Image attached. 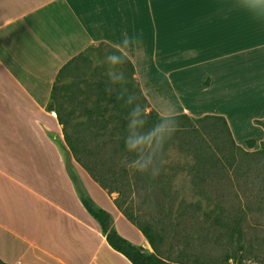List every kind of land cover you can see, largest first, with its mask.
Here are the masks:
<instances>
[{"label":"crops","instance_id":"crops-1","mask_svg":"<svg viewBox=\"0 0 264 264\" xmlns=\"http://www.w3.org/2000/svg\"><path fill=\"white\" fill-rule=\"evenodd\" d=\"M100 43L133 63L161 115H222L235 139L243 111L254 127L264 119V0H0L4 264H133L83 198L108 211L120 234L132 231V242L140 232L76 160L56 102L50 109L60 70ZM186 77L182 99L175 83Z\"/></svg>","mask_w":264,"mask_h":264},{"label":"trees","instance_id":"trees-1","mask_svg":"<svg viewBox=\"0 0 264 264\" xmlns=\"http://www.w3.org/2000/svg\"><path fill=\"white\" fill-rule=\"evenodd\" d=\"M109 54L119 55L123 63L111 66L106 59ZM83 62H94L93 68L101 71L100 77L91 79L97 94L92 95V98H95L94 104L86 107L85 115L97 118L98 127L90 125L89 129H98L104 136L99 140L97 148L113 146V152L116 155L114 163L121 172V181H118L120 186L115 182L109 184L105 179L108 174L97 175L96 166L106 167V164L91 162L89 159L91 151L85 145L86 141L74 134L78 125L74 126L68 120L73 118L75 110L70 108L65 115L58 110L60 120L64 124L66 142L76 160L95 181L109 191L121 193V186L133 184L138 189L144 190L150 198L161 201V205L173 218L182 215L197 217L215 226L227 228L231 238L239 240L243 235L242 218L236 216L226 220L223 206L218 201L214 202L212 193L208 194L207 189L199 183L203 179L202 166L208 163L217 164L220 159L217 151L221 153L226 142H229L232 147L246 151L244 147L237 145L226 118L216 114L200 117H191L185 113L164 116L155 109L147 112L151 105L135 79L133 63L120 50L106 43L91 46L64 65L54 86L50 109H54L55 91L59 84L67 82L70 78L68 74L77 70ZM110 68L116 76L123 72V80L112 81L118 84L117 88L111 87L110 83L104 81V77L109 78L107 72ZM120 85L123 86L120 87ZM65 92V89L62 90L63 95ZM129 96L134 97L131 103H128ZM137 106L139 111L134 113L133 109ZM256 122L264 126V121L256 120ZM106 132L109 133L106 134ZM205 133L214 137L206 140ZM256 144L254 139L246 143L249 149L254 148ZM172 149H176L178 156L184 155L185 168L189 167L187 172L182 174L166 172L168 166L165 164L170 158L169 151ZM208 149L213 151L210 153ZM259 152H264V141ZM174 161L177 165L181 164L178 160L174 159ZM177 176L183 181L181 185L174 183L166 189L160 185L162 183H159L165 180L175 181ZM82 201L87 210L100 222L109 244L123 253L133 264H186L162 256L159 247V240L162 241L161 236L153 232L150 227L142 225L125 208L123 210L121 202H116L117 207L133 224L138 226L154 252H149L141 244H136L120 234L112 226L113 220L108 211L96 207L87 198H83ZM0 264L4 263L0 261ZM238 264L243 262L240 261ZM257 264H264V262Z\"/></svg>","mask_w":264,"mask_h":264},{"label":"rangeland","instance_id":"rangeland-1","mask_svg":"<svg viewBox=\"0 0 264 264\" xmlns=\"http://www.w3.org/2000/svg\"><path fill=\"white\" fill-rule=\"evenodd\" d=\"M93 65L94 62H83L77 70L70 72L68 81L62 83V90L65 89L66 92L64 95L61 90L56 92L55 102L63 115L70 108L75 110L73 118L68 121L74 126L78 125L77 128L75 127L74 134L86 141L85 145L91 151L90 161L105 162L106 167L96 166L97 175L108 174L105 177L108 183L115 182L120 186L118 181H121V172L114 163L116 155L113 152V146L108 145L104 149L97 148L99 140L104 136L98 129H89L90 125L98 127L97 118L85 115L86 107L94 104L95 98H92V95L97 94V90L91 84V79L101 76V71L94 69ZM181 80L182 82L178 80L175 83V93L183 99L185 93L183 81H186L187 77ZM104 81L110 83L111 87H118L117 83H112L113 80L110 77H104ZM150 109L152 107H149L147 112ZM185 114L194 117L191 113ZM255 114L259 116L258 111ZM237 120H239L236 121L238 126L232 125L236 135V139L234 136L233 138L237 145L244 147L246 151L232 147L229 142H226L222 152L217 151L220 158L217 164L208 163L202 166L203 179L199 183L207 189L208 194L212 193L214 202L218 201L223 206L226 220H231L236 216L242 218L243 235L239 240L231 238L227 228L215 226L206 220L184 215L173 218L161 205V201H157V198H150L144 190L138 189L133 184L121 186V193L106 189L115 203L123 204V210L125 208L142 225L150 227L153 232L161 236L162 241L159 240V247L162 256L186 264H238L240 261L243 264H257L264 262V152H259L264 141V132H262L264 126L256 120L254 124L259 127L248 124L246 111H243ZM204 137L206 140H211L214 135L210 136L209 133H205ZM250 139L257 142L252 149L246 145ZM208 151L211 153L213 149H208ZM176 152V149L169 151L170 158L165 164L168 166L166 172L169 171L171 174L187 172L189 167L185 168L184 155L178 156ZM174 159L180 161L181 164L177 165ZM214 172L216 174H212ZM159 183L168 189L170 185L174 183L181 185L183 181L177 176L175 181L165 180ZM130 223L140 232L142 237L140 244L149 252H154L138 226L131 221ZM121 233L133 241L132 231L124 229ZM228 258L231 259L228 260Z\"/></svg>","mask_w":264,"mask_h":264},{"label":"clouds","instance_id":"clouds-1","mask_svg":"<svg viewBox=\"0 0 264 264\" xmlns=\"http://www.w3.org/2000/svg\"><path fill=\"white\" fill-rule=\"evenodd\" d=\"M125 44H127V41H125ZM107 62L111 65V66H115L117 64H122L123 60L119 55H115V54H109L107 57ZM109 75V77L113 80H123V72H120L119 76H116L114 71L110 68L109 72L107 73ZM134 99V97L129 96L128 98V103H131L132 100ZM139 111V106H137L136 108L133 109V112H138Z\"/></svg>","mask_w":264,"mask_h":264}]
</instances>
